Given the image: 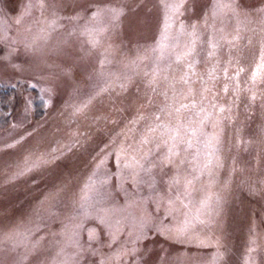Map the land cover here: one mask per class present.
Segmentation results:
<instances>
[{"label":"rangeland","instance_id":"374dc122","mask_svg":"<svg viewBox=\"0 0 264 264\" xmlns=\"http://www.w3.org/2000/svg\"><path fill=\"white\" fill-rule=\"evenodd\" d=\"M237 3L250 15L215 22L212 57L205 30L195 67L205 79L216 68L214 92L231 110L206 124L211 142L174 184L171 166H125L189 71L177 50L153 51L160 0H0V264H264V84L255 100L248 91L264 50V0ZM210 4L188 0L179 19L198 21ZM225 67L245 68L235 106ZM186 187L183 206L170 208ZM126 249L135 254L121 261Z\"/></svg>","mask_w":264,"mask_h":264},{"label":"snow or ice","instance_id":"6c2138e0","mask_svg":"<svg viewBox=\"0 0 264 264\" xmlns=\"http://www.w3.org/2000/svg\"><path fill=\"white\" fill-rule=\"evenodd\" d=\"M40 3L41 8H43V0H40ZM160 4L163 9V30L160 41L153 51L159 52L163 57L167 49L177 50L175 62L186 65L189 71L184 73L179 80V83L184 87L179 92V100L176 101L178 106L174 104L171 110H161L165 112L164 120L162 121L161 116L155 117V120L160 121V123H157L155 127L150 126L141 140L139 148L134 149V152L137 153L132 157L134 165L125 166L133 168L134 172L137 169L149 172L153 167L171 166L177 170V176L173 178L172 183L179 184L178 177L181 167L186 164L189 166L194 165V162L199 158L201 145L211 142L204 139L206 124L211 123L214 127H217L219 125V117L215 116L217 111L224 113L231 110L230 108L226 109L225 106L219 103V92H214L216 88L215 81L217 80L216 68L213 67L207 72V79L195 71L196 65L200 63L197 59L199 56L198 44L203 42L204 31L210 28L213 35L207 40V43L212 51H208L207 56H214L215 50L219 47L214 35L216 32L215 22L224 15L237 18L244 16L247 19L250 13L240 9L237 0H211L208 11L203 13L198 21L185 23L179 18L183 17L185 12L188 11L185 7L188 0H160ZM108 11L113 19H118L119 16L123 15L122 11L115 9H109ZM259 11L264 13V9ZM94 15L99 16V11ZM49 26L54 27L55 21L49 22ZM99 42V39L93 35V45L95 46ZM251 67L248 91L252 92L251 98L255 100L254 89L257 83L264 84V50L259 52L256 62ZM222 72L225 80L231 82L232 93L235 97L232 104L235 106L236 100L239 99V94L242 91L240 76L245 72V68L238 67L232 75L229 74L227 67L222 69ZM197 81H199V87H196ZM173 87L175 86L173 85ZM229 88L230 84L226 82L222 91L227 94ZM9 147H14V145H9ZM31 170V168L27 169V171ZM192 171H195L194 167H192ZM20 174L23 175L24 172ZM191 185L192 181L187 180L186 186L191 187ZM187 187L175 200L168 199L170 208L174 207L177 201L183 206L181 196L187 198ZM99 223L104 227H110L103 218H100ZM185 224L187 226L189 222L186 220ZM181 231H187V227L181 229ZM74 243L76 247H79L78 242ZM252 243L255 244V240ZM135 251V249H126L119 255V259L122 261L125 255L135 254ZM221 258L222 253L217 252L214 261L218 262Z\"/></svg>","mask_w":264,"mask_h":264}]
</instances>
